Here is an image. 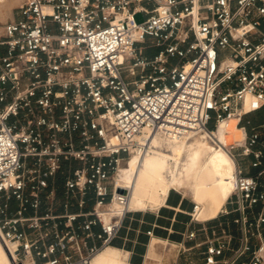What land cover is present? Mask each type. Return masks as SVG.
<instances>
[{"label":"built area","instance_id":"2783aa9c","mask_svg":"<svg viewBox=\"0 0 264 264\" xmlns=\"http://www.w3.org/2000/svg\"><path fill=\"white\" fill-rule=\"evenodd\" d=\"M16 13L0 24V241L12 264H90L131 211L119 165L150 134L198 133L234 158L233 188L213 218L193 200L201 225L174 242L186 256L175 264H264V121L242 123L264 106V0H24ZM232 118L244 135L221 142Z\"/></svg>","mask_w":264,"mask_h":264},{"label":"bare ground","instance_id":"6f19581e","mask_svg":"<svg viewBox=\"0 0 264 264\" xmlns=\"http://www.w3.org/2000/svg\"><path fill=\"white\" fill-rule=\"evenodd\" d=\"M13 1L16 0H0L2 18L9 14L10 4ZM248 100L247 95L245 108H248ZM195 135L207 137L203 133L189 134L180 138L150 134L146 142L147 150L130 153L127 160L120 164L117 175H115L116 186L129 189L127 203L129 210L158 207L164 202L171 189L186 191L190 187L196 202L201 204L196 213L197 218L206 219L215 216L225 195L222 172L227 171V182L231 183L233 188L235 160L222 146L216 149L199 138H196L194 142H189L190 138ZM243 135L244 130L237 125V118H232L227 124L217 126L216 136L221 142L229 143L240 140ZM157 138L173 141L169 142L167 150L162 151L157 149L159 147ZM186 149L189 151V156L183 173L177 174L174 169H171L169 177L165 178L163 170L166 169L169 159L173 160L177 166ZM108 206L117 213L121 212L116 200L110 202ZM109 245L111 244L98 250L92 256L90 264H123L120 251ZM0 264H12L1 241Z\"/></svg>","mask_w":264,"mask_h":264},{"label":"crops","instance_id":"0c3cea01","mask_svg":"<svg viewBox=\"0 0 264 264\" xmlns=\"http://www.w3.org/2000/svg\"><path fill=\"white\" fill-rule=\"evenodd\" d=\"M17 17L18 14L15 12L10 19ZM263 121L264 106L246 114L242 123L250 131L251 126ZM183 194L170 190L164 202L160 206L154 207V210H131L125 216L118 236L109 245L125 253V264H142L143 257L147 254L149 243L152 240L178 242L183 239L182 233L196 229L201 225L199 222L189 220L187 212L191 210L193 201L188 200ZM233 215L234 213H231L221 218L231 219ZM207 223L210 224L212 221ZM94 230L97 231L98 227H94ZM148 230H151L150 235L147 233ZM202 238L203 235L201 234L194 239H186L184 242L186 246H189ZM193 257H197V252ZM185 259L186 256L180 257L177 262L182 263Z\"/></svg>","mask_w":264,"mask_h":264},{"label":"rangeland","instance_id":"374dc122","mask_svg":"<svg viewBox=\"0 0 264 264\" xmlns=\"http://www.w3.org/2000/svg\"><path fill=\"white\" fill-rule=\"evenodd\" d=\"M23 1L24 0L13 1L10 4L9 14L5 15L4 18H2L0 16V24L9 20L10 18H12L13 13H15L17 11V8L21 5V3ZM135 19L137 21H141V20H143V15L141 13H138L135 15ZM156 51H157V48H153L150 52H156ZM196 138H199L200 140L206 141V143L213 145V143L207 137H201L199 135H195L192 138H190L189 142H194ZM157 139H158V143H159V147L157 149L162 150V151L167 150L169 148V142L173 141V140H166V139H159V138H157ZM213 146L216 149L219 148L218 146H215V145H213ZM188 156H189V151L186 149L182 153L180 163L177 166H175L173 160L169 159L166 169L163 170L164 177L165 178L169 177L171 169H174L175 173H177V174L183 173L184 165H185V162L188 160ZM226 177H227V171L225 170L222 172L223 189L225 191V195H224V198L221 202L220 207L217 210V213L220 210V208L222 207V205L224 204L227 196L230 194V189L232 188V184L231 183L229 184L227 182L228 179ZM115 178H116V176H115ZM115 182H116V179H115ZM171 191L180 192V194L184 193L185 195L184 194L183 195L188 200L196 201L195 198L193 197L192 189L190 187H188L186 189V191H181V190L177 191L175 189H171ZM144 210L145 211L154 210V208H146ZM216 214H215V216H216ZM213 217H209V218H213ZM209 218H206V219H209ZM198 219L204 220L203 218H198ZM177 253H178V247L175 245L174 242L169 241V240H165V241H163V240L162 241L152 240L149 243V249H148L147 254L143 257L142 264H175V261L177 260ZM124 254L125 253L121 250L120 256H121V260H122L123 264H125V255ZM180 257L183 258L184 255L180 254L178 256V259Z\"/></svg>","mask_w":264,"mask_h":264},{"label":"trees","instance_id":"16d2710c","mask_svg":"<svg viewBox=\"0 0 264 264\" xmlns=\"http://www.w3.org/2000/svg\"><path fill=\"white\" fill-rule=\"evenodd\" d=\"M210 126L212 127L213 125H212V124H210ZM171 192H173V191H171Z\"/></svg>","mask_w":264,"mask_h":264}]
</instances>
